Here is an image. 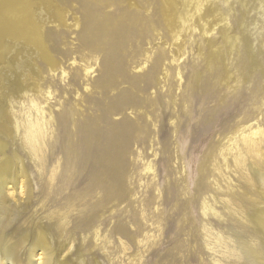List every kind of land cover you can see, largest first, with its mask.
<instances>
[{"label":"bare ground","instance_id":"6f19581e","mask_svg":"<svg viewBox=\"0 0 264 264\" xmlns=\"http://www.w3.org/2000/svg\"><path fill=\"white\" fill-rule=\"evenodd\" d=\"M143 1L0 0V264H72L62 255L68 245L63 244L61 251L57 250L50 236L42 228H37L34 236L28 229L12 230L11 236L8 237L14 223L34 206L41 205L44 208L46 205L44 198L51 202L53 194L62 191L60 182L64 183V180L58 181L61 176L58 172V167L62 166L60 163L52 170L45 187L39 186L37 191L34 184L36 177L31 175V168L34 166L40 179L45 171L49 170L44 146L49 149L48 158L51 161L55 158L56 152L54 139H58L55 134L57 131L55 124L59 123L58 117L53 106L49 104V100L55 98L52 86L55 79L47 84L42 71L48 68L54 78L57 70L61 69L63 80L70 75L54 56V48L50 44L52 30L58 29L60 32L64 28L78 30L82 33L81 40L88 47L98 49L103 46L109 49L104 61H99L100 71L105 73L100 86L96 85L97 79L94 80V84L90 81L92 74L97 70L92 64L94 62L89 58L85 60L83 70L87 78L84 83L86 93H79L78 99L90 104H103L104 112L93 117L92 115L85 117L83 129L76 127V130L70 132L72 140L69 141V149L74 156L70 158L71 165L74 171L77 172L80 167L86 173L83 175L81 172L75 179H68V188L74 190L80 188V176L83 175L84 179L91 178L93 183L95 179L104 182L111 198L119 201L125 199L121 184L126 174V158L131 151L134 135L144 129L140 119L145 118V126H148L147 120L151 115L148 110L141 111L138 108L153 107L156 102L139 95L129 98L130 95L124 94L125 90L110 96V92L118 88L120 81L127 82L126 78L114 80L111 76L117 72L123 77L127 75L126 63L120 51L125 49L133 25L139 21L131 8H142ZM164 1L170 45L173 44L177 48V53L185 47L188 36L193 34L199 23L203 24L205 36L215 31L222 23L225 35V42L214 50L207 71L198 73L192 82L193 91L188 95L187 116L180 115L172 122L176 143L183 139L188 144L185 176L182 180L177 178L176 188L180 191V183H184L183 192L188 195L183 201V206L191 238H196L195 232L198 234L197 210L201 208L202 220L220 229L231 230L238 236L236 239L227 240L220 232L207 229L206 244H214L216 252L227 256L231 264H264L261 243L253 238L242 240L239 237L246 236L242 230H236L234 225L221 222L226 220L227 209L229 215L238 213L256 229L264 232V193L260 191L264 190V175L259 163V160L264 159V127L261 126L263 122L258 119L255 123L245 125L251 121V118H246L234 126L226 125L227 118L220 110L222 103L226 102L229 96L236 95L233 90L251 88L260 80L264 82V29L257 30L254 37L258 41L256 44H251L252 39L247 35L238 48L241 39L231 35L232 25L228 10L223 11L216 19H206L210 14L206 10V5L213 3L219 6L222 0ZM253 1L241 0L247 9H250ZM118 2H127L123 12H117ZM256 2L257 5H263V0ZM180 5L185 6L184 12ZM108 7L111 9L107 10ZM71 10L80 15L71 18ZM258 24L259 21L256 19L252 21L246 19V33L250 31L252 25L256 27ZM51 25L57 29L49 27ZM154 31L161 34L157 25H154ZM239 52L240 61L236 64L230 62L229 57L233 54L239 56ZM163 55L164 53L161 57ZM150 57L151 55H148L146 60ZM73 59L74 65L77 59ZM97 63L98 60L95 65ZM144 68L140 67V72ZM209 71L211 78L204 81L205 72ZM178 75L180 76V72ZM168 76L170 73L166 67L163 78L166 79ZM141 77V74L133 77L135 86ZM94 92L100 93L102 100L93 98ZM27 102L30 108L25 112L26 118L20 120L17 107ZM43 102L47 103L48 107ZM130 108L139 110L138 113L135 112L137 119L114 118L121 114L123 109ZM34 110L37 117H32ZM61 114L59 113V116ZM183 116L186 117L187 126L181 133L178 129ZM109 119V126L105 130L101 123ZM150 124L156 125L154 121H150ZM65 129L67 130V127ZM219 132L220 138L224 136L227 140L220 141L219 138L217 141H211ZM200 149L202 152L197 157ZM21 156L27 159L26 163L22 162ZM194 162H197L196 168L193 167ZM151 169L152 166L148 165L147 170ZM92 182L87 186L88 193L96 188L103 189V185L95 186ZM207 182L213 185V198L206 195L209 190ZM219 196H225L227 199L220 201L216 198ZM234 204L237 207H233ZM96 206L98 205L93 204L92 208ZM179 211L180 209L177 213ZM66 215V212H52L45 217L57 219L61 230L59 234L62 235L68 225ZM45 217H40V220ZM192 220L194 224H191ZM99 232L100 229L97 231V238ZM220 246L226 251L220 250ZM233 255L236 260L231 259ZM220 261L222 260H217Z\"/></svg>","mask_w":264,"mask_h":264},{"label":"rangeland","instance_id":"374dc122","mask_svg":"<svg viewBox=\"0 0 264 264\" xmlns=\"http://www.w3.org/2000/svg\"><path fill=\"white\" fill-rule=\"evenodd\" d=\"M256 1L251 3L250 9L245 8L241 0H229L228 2L222 0L219 6L213 3L208 4L206 10L210 14L206 16V19H216L219 14L228 10L232 25L231 35L241 39L238 48L247 35L252 39L251 44H256L258 41L254 37L257 35V30L264 29V0L262 6L257 5ZM117 4H119L117 12H123L127 2H118ZM180 8L183 12L185 11V6L180 5ZM110 9L111 7L107 8V10ZM131 10L139 21L133 25L125 49L120 51V55L124 57L126 63L127 75L123 77L117 72L111 76L114 80L126 78L127 82L120 81L116 90L110 89L112 91L110 96L120 90H125L124 94L130 95L129 98L139 95L155 101L156 105L153 107L139 106L138 108L141 111L148 110L151 115L147 120L148 126H145V118L140 119V122L144 124V129L141 133L134 135L135 138L130 146L131 151L126 158V174L121 184L125 199L119 201L111 198L104 182L95 179L93 183L91 178L84 179L83 175L86 171L81 170L80 167L77 172L74 171L70 161V158L74 157L69 149V141L72 140L70 132L76 130V127L82 130L85 117L91 115L93 117L104 112L103 104H90L78 99L79 93H86L84 83L87 78L83 70L85 60L89 58L94 62L92 64L97 70L92 74L90 81L94 84V80L97 79L96 85L100 86L101 79L105 78V73L100 71L99 61H104L109 49L103 46L98 49L88 47L81 40L82 33L78 30L64 28L60 32L54 25H51L49 27L57 29L50 31V44L54 48V56L62 67L70 72V75L66 80H63L61 69L57 70L54 78L48 68H44L42 71L47 84L55 79L52 85L55 98L49 100V104L53 106L54 113L58 117L59 123L55 124L57 129L55 134L58 139H54V151L56 152L55 158L51 161L48 158L49 149L44 146L47 163L50 166L49 170L45 171L40 179L38 170L34 166L31 168V175L36 177L34 184L37 191V187H45L52 170L57 168L60 163L62 166L58 167V172L61 173V176L58 181L64 180V183L60 182L62 191L53 194L51 202L47 201L48 198H44L46 203L44 208L41 205H36L14 223L8 237L11 236L12 230L27 231L28 229L34 236L37 233V228H42L50 236L51 242L56 245L57 250L61 251L63 244L68 245L62 255L72 264H231L227 256L216 252L213 248L214 244H206L208 238L206 231L211 229L220 232L227 240H230L229 238L236 239L238 236L234 235L231 230L220 229L218 226L202 220L201 208L197 210L199 216L198 234L195 232L196 238H191L183 206V201L188 195L183 192L184 183H180V191L176 188L178 179L182 180L185 176L188 144L183 139L178 144L176 143V133L174 124H172L180 115L187 116L188 95L193 91L192 82L198 73L202 74L207 71L214 50H217L225 42L222 23L215 31L206 36L203 24L199 23L193 34L188 36L185 47L177 53V48L173 44L170 45L164 0H144L142 8L133 7ZM75 15H80V13H74L71 10V18ZM246 19L259 21V24L256 27L252 25L247 33L245 31ZM154 25L158 26L161 34L154 31ZM162 53L164 55L161 57ZM239 53V56L237 54L230 56L229 61L234 64L238 63L241 58V52ZM148 55L151 57L146 60ZM73 58L77 59V63L74 65L72 64ZM97 60L98 63L95 65ZM142 66L145 68L140 72L139 69ZM166 67L170 76L164 79L163 74ZM178 72H180V76ZM140 74L142 79L135 86L133 77ZM210 78L211 71L205 72L203 80L207 81ZM66 83L68 84L66 85ZM144 89L145 91H143ZM194 91L201 93V91ZM234 91L236 95L229 96L228 100L220 107L221 113L227 118L225 124L234 126L246 118H251V121L245 125L255 123L260 119L263 122L261 126L264 127V82L260 80L251 88L244 87ZM92 97L102 100V95L98 92H94ZM44 105L48 107L47 103ZM29 108L28 102L17 107L20 120L26 118L25 112ZM138 109H123L122 113L114 118L117 120L137 119ZM59 113L62 114L59 116ZM32 117H37L35 110ZM108 121L110 119L101 123V127L107 129ZM150 121H154L156 125H151ZM186 126V117L183 116L178 130L183 133ZM220 134V132L217 133L211 141H217ZM75 139H77V135ZM225 140L227 139H224V136L220 138V141ZM201 152L202 149L198 150L197 157ZM20 159L24 163L27 162L24 156H21ZM259 163L264 175V159L259 160ZM148 165L152 166L149 171L147 170ZM196 165L197 162H194L193 167L196 168ZM81 172L83 175L80 176V188L69 189L68 179H75ZM90 182L95 186L103 185V189L96 188L97 190L93 189L91 193H88L87 186ZM207 188L209 190L206 195L213 198V185L207 182ZM260 191L264 193V190ZM216 198L220 201L227 199L225 196ZM93 204L98 206L93 209ZM233 207H237V205L234 204ZM178 209H180L179 213H177ZM52 212H66L67 214L68 225L62 235L59 234L61 230L57 219L45 217ZM225 213L227 214L226 220H221V222L234 225L236 230H242L241 232L246 235L239 237L242 240L256 239V242L261 243L264 252V232L256 229L252 223L241 218L238 213L229 215L227 209H225ZM40 217L45 218L40 220ZM191 224H194L193 220ZM99 229L97 238L96 234ZM70 247L72 248L69 250ZM219 249L226 251L221 246ZM191 255L192 258H190ZM231 259L236 260V257L233 255ZM217 260L222 261L217 262Z\"/></svg>","mask_w":264,"mask_h":264}]
</instances>
